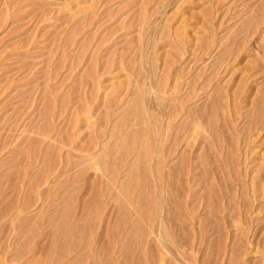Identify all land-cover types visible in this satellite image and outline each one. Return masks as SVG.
I'll use <instances>...</instances> for the list:
<instances>
[{"label":"rangeland","instance_id":"rangeland-1","mask_svg":"<svg viewBox=\"0 0 264 264\" xmlns=\"http://www.w3.org/2000/svg\"><path fill=\"white\" fill-rule=\"evenodd\" d=\"M151 262L264 264V0H0V264Z\"/></svg>","mask_w":264,"mask_h":264},{"label":"bare ground","instance_id":"bare-ground-1","mask_svg":"<svg viewBox=\"0 0 264 264\" xmlns=\"http://www.w3.org/2000/svg\"><path fill=\"white\" fill-rule=\"evenodd\" d=\"M123 110H124V109H123ZM134 116H136V115H134ZM141 117H142V116H141ZM120 118H121V117H120ZM178 160H179V159H178ZM202 167H203V166H202ZM142 171H143V169H142ZM142 171H141V172H142ZM140 174H141V173H140ZM141 181H142V180H141ZM133 188H134V187H133ZM133 188H132V189H133ZM94 190H95V189H94ZM138 192H139V191H138ZM138 192H137V193H138ZM71 194H72V193H71ZM138 195H139V194H138ZM128 196H129V194H128ZM129 197H130V196H129ZM140 198H141V197H140ZM143 199H144V198H143ZM83 200H84V199H83ZM144 200H145V199H144ZM146 201H147V200H146ZM131 202H133V201H131ZM92 203H93V202H92ZM87 204H88V203H87ZM139 205H140V203H139ZM143 205H144V204H143ZM148 206H149V205H148ZM144 207H145V206H144ZM135 209H136V208H135ZM140 209H141V208H140ZM143 209H144V208H143ZM145 209H146V208H145ZM145 209H144V210H145ZM148 210H149V209H148ZM151 210H152V209H150V211H151ZM161 210H162V209H161ZM59 211H60V210H59ZM150 211H149V212H150ZM130 213H131V211H130ZM51 214H52V213H51ZM131 214H132V213H131ZM150 214H151V213H150ZM48 215H49V214H48ZM49 216H50V215H49ZM65 216H66V215H65ZM134 216H135V215H134ZM140 216H141V215H140ZM154 217H155V216H154ZM130 219H131V218H130ZM159 219H160V218H159ZM184 219H185V218H184ZM62 220H63V219H62ZM66 220H67V219H66ZM131 220H132V219H131ZM139 220H140V217H139ZM150 220H151V219H150ZM67 221H68V220H67ZM135 221H136V220H135ZM65 223H66V222H65ZM123 224H124V223H123ZM33 225H34V224H33ZM71 225H72V224H71ZM78 225H79V224H78ZM116 227H117V226H116ZM70 228H71V227H70ZM72 228H73V227H72ZM72 228H71V230L74 231ZM143 231H144V230H143ZM132 232H133V231H132ZM153 232H154V231H153ZM117 233H118V232H117ZM130 233H131V232H130ZM127 234H128V233H127ZM151 235H152V234H151ZM171 235H172V234H171ZM149 236H150V235H149ZM116 237H117V236H116ZM135 237H136V236H135ZM71 238H72V235H71ZM129 238H130V237H129ZM233 238H234V237H233ZM76 239H77V238H76ZM76 239H75V240H76ZM116 241H117V240H116ZM129 241H130V240H129ZM109 242H110V241H109ZM136 242H137V241H136ZM76 243H77V242H76ZM110 243H111V242H110ZM110 243H108V244H110ZM134 243H135V242H134ZM73 244H75V243H73ZM120 244H121V242H120ZM139 244H140V243H139ZM153 244H154V243H153ZM60 245H61V243H60ZM126 245H127V244H126ZM127 246H128V245H127ZM159 246H160V244H159ZM119 247L121 248V246H119ZM140 247H141V246H140ZM144 248H145V247H144ZM121 249H124V247L121 248ZM126 249H128V248H126ZM160 249H161V248H160ZM131 250H132V247H131ZM122 251H123V250H122ZM129 251H130V250H129ZM147 252H148V250H147ZM161 252H162V251H161ZM80 254H81V253H80ZM82 254H83V253H82ZM130 254H131V253H130ZM133 254H134V251H133ZM75 255H76V253H75ZM160 256H161V255H160ZM81 257H83V255H82ZM127 257H128V256H127ZM132 258H133V256H132ZM157 259H158V256H157ZM82 260H83V259H82ZM116 260H117V259H115V261H116ZM159 260H160V258H159ZM159 260H158V261H159ZM84 261H85V260H84ZM153 261H154V260H153ZM153 261H152V262H153ZM113 262H114V261H113ZM152 262H151V263H152ZM160 262H161V261H160ZM153 263H154V262H153ZM153 263H152V264H153ZM83 264H84V263H83Z\"/></svg>","mask_w":264,"mask_h":264}]
</instances>
